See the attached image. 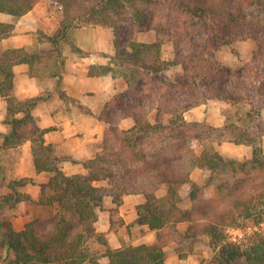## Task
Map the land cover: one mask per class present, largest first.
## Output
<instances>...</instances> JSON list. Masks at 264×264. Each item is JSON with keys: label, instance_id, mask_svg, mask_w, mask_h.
<instances>
[{"label": "trees", "instance_id": "1", "mask_svg": "<svg viewBox=\"0 0 264 264\" xmlns=\"http://www.w3.org/2000/svg\"><path fill=\"white\" fill-rule=\"evenodd\" d=\"M38 1L0 0V13L19 17ZM52 1L61 7L64 18L50 39L57 44L77 25L109 26L115 36L114 65L97 71L91 68L90 73L121 76L128 87L106 106L101 151L83 162L86 173L69 176L60 164L65 158L45 144L43 130L32 116L41 97L18 100L13 93L12 67L31 57L17 48L0 54V93L8 102L7 122L12 135L18 127L34 132L36 167L49 173L48 181L41 184L39 203L54 209L50 215L31 220L22 231L3 233L8 252L0 257V264H83L104 199L111 196L120 205L126 194L144 195L138 222L155 230L157 239L151 244L108 249V264H165L166 246L199 236L209 238L220 264H264V235L256 234L244 244L229 241L226 228L234 224L233 216L218 213L208 204L214 199L203 198L198 187L192 185L189 209L177 205L180 186L190 182L193 170L215 169L226 161L212 146L197 151V141L212 142L216 129L205 126L203 130L204 124L188 122L184 114L209 98L236 103L253 102L257 96L264 99V44L256 52L254 67L246 71H234L216 59L223 45L249 35L257 39L249 30L247 16L255 0ZM11 27L0 22V38ZM146 31L156 33L155 41L135 39L137 33ZM168 42L174 55L164 59L162 46ZM174 66L184 72L169 78L165 71ZM18 112L23 116L17 117ZM128 116L134 125L121 129V119ZM208 130L211 133L205 137ZM163 185H167V210L157 193ZM181 222L187 223L185 231L178 228Z\"/></svg>", "mask_w": 264, "mask_h": 264}, {"label": "crops", "instance_id": "2", "mask_svg": "<svg viewBox=\"0 0 264 264\" xmlns=\"http://www.w3.org/2000/svg\"><path fill=\"white\" fill-rule=\"evenodd\" d=\"M55 4L52 0H39L31 10L19 17L0 13V22L12 26L11 31L0 38V54L7 49L17 48L31 57V60L12 67L14 96L18 100L41 97L32 110V116L43 130L45 144L52 145L55 153L65 158L61 161L62 170L71 176L86 173L83 162L101 151L107 129L104 119L106 106L128 85L124 78L114 77L112 73H90L91 68L97 71L110 64L113 66L111 60L116 49L114 32L110 27L100 24L77 25L71 27L66 37L57 44L50 39L64 18L63 10ZM135 39L153 42L156 35L154 31L139 32ZM7 115L8 102L0 93L2 258L8 252L4 232L22 231L34 218L54 212L53 208L39 203L41 184L48 181L49 173L36 167L34 132L27 127H18L12 135L13 128L7 122ZM16 116L22 117L23 114L18 112ZM133 125L134 119L130 116L119 123L121 129ZM6 136H9V140ZM21 180L28 182L16 184ZM11 183H15V187H10ZM144 202L143 194H126L120 205L114 203L111 196L104 199L94 234L86 243L90 251L83 264H95V260L108 264V249L156 241V231L148 224L138 222V207ZM168 246L165 247V264ZM183 262L180 260L179 264Z\"/></svg>", "mask_w": 264, "mask_h": 264}, {"label": "rangeland", "instance_id": "3", "mask_svg": "<svg viewBox=\"0 0 264 264\" xmlns=\"http://www.w3.org/2000/svg\"><path fill=\"white\" fill-rule=\"evenodd\" d=\"M247 13L249 30L257 39L250 35L240 37L216 52L217 61L234 71L252 69L260 43L264 44V0H255ZM173 55L172 43H164L162 58L170 59ZM111 61L114 65V57ZM183 72L180 66H174L165 75L174 78ZM254 99L236 103L209 98L185 117L188 122L204 124L203 130L205 126L216 129L212 142L197 141L196 148L200 153L212 146L226 161L215 169L193 170L190 182L180 186L177 205L184 209L191 207L189 194L195 185L203 198L214 199L208 204H213L218 213L227 218L233 216L234 224L226 228V234L229 241L237 244L247 243L256 234L264 235V99L260 96ZM210 133L211 130L205 132V137ZM158 191L162 207L167 210V185ZM178 228L185 231L187 224L178 223ZM180 260L184 261L181 264H220L206 236L170 244L166 263L179 264Z\"/></svg>", "mask_w": 264, "mask_h": 264}]
</instances>
